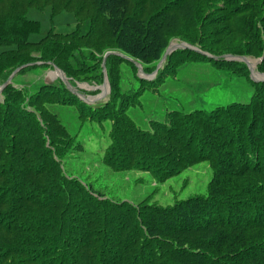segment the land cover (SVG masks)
<instances>
[{
    "label": "trees",
    "instance_id": "16d2710c",
    "mask_svg": "<svg viewBox=\"0 0 264 264\" xmlns=\"http://www.w3.org/2000/svg\"><path fill=\"white\" fill-rule=\"evenodd\" d=\"M46 7L51 20L68 12L75 25L32 41L40 23L27 11ZM231 33L251 39V47L228 44ZM173 40L200 52L174 50L151 81L137 76L132 61L108 55L109 98L95 109L62 82L13 86L18 75L49 63L77 81L76 53L101 62L117 52L150 74ZM228 47L236 55L263 54L264 0H0V84L29 64L1 91L0 264H264V82L252 83L248 103L169 110L147 128L127 115L148 86L169 75L164 70L176 55L177 65H227L220 53ZM36 50L41 56H30ZM234 68L247 73L241 64ZM65 105L83 120L111 121V142L100 157L107 169L141 170L160 183L206 161V194L163 207L95 192L61 164L72 138L52 107Z\"/></svg>",
    "mask_w": 264,
    "mask_h": 264
},
{
    "label": "rangeland",
    "instance_id": "374dc122",
    "mask_svg": "<svg viewBox=\"0 0 264 264\" xmlns=\"http://www.w3.org/2000/svg\"><path fill=\"white\" fill-rule=\"evenodd\" d=\"M221 3L218 2V4ZM26 17L40 23V32L30 37L32 41L38 40L49 29L67 32L74 27L75 23L74 17L68 12H63L51 20L48 7L42 11L30 8ZM88 25L87 21L82 22L80 32L84 33L88 29ZM226 39L228 44L236 46L249 45L251 47L252 44L251 39H240L236 33H231ZM227 42L225 43L227 44ZM182 43L187 44L186 42L173 40L171 44L169 43V48L180 46ZM223 49L225 50L226 47ZM228 49L229 47L225 53H220V58L232 65H213L210 61L198 59L177 65L182 56L176 55L177 57L172 60L170 67H166L164 70L169 75L164 77L160 84L148 86L140 97V105L129 107L127 115L140 128H147L150 120H161L169 110H209L232 102L248 103L254 91L252 83L263 82L257 80L252 68H254L255 73L264 74V69L259 67L261 62L259 59L262 58L264 52L261 55L238 54L245 56L248 65V61L253 63L254 66L251 69L255 81L250 76L249 69L243 61L226 59V55L238 56L228 51ZM41 52L42 50L30 52V56L40 57ZM204 53L205 55L208 54ZM76 55L80 63V71L75 70V72H78L76 73L78 76L77 81H70V78L60 70L69 83L73 84L70 92L78 99L77 102H84L91 109H95L108 101L110 92L109 83L107 87L102 85V61H99V57L87 59L83 56L80 57L77 53ZM206 57L211 58L210 55ZM36 63L39 64L40 62L36 61ZM71 63L76 67L73 60ZM235 64L243 65L247 73L244 72L245 74L240 75L239 73H243L244 70L240 71L234 68ZM113 73V71H110V74ZM61 76L63 75L61 74ZM137 76L139 75L137 74ZM155 76H157V73L152 76H144L142 79L151 81L154 80ZM44 77L49 78L51 82L63 83L52 67L43 69H36L35 67L18 75L13 81V86L19 87L24 84L29 87L31 84H41ZM65 107L67 108L52 107V112L69 130H66V133L72 138V146L70 145L66 154L61 158V164L69 175L77 176L81 181L89 183L95 192H100L113 200H125L134 205L143 201L163 207L172 205L178 200L206 194L208 182L212 177V170L206 161L193 164L160 183L150 173L141 170L115 172L107 169L100 161V157H102L111 142V121H103L97 124L88 119L83 120L75 110V106L65 105Z\"/></svg>",
    "mask_w": 264,
    "mask_h": 264
},
{
    "label": "water",
    "instance_id": "95a60500",
    "mask_svg": "<svg viewBox=\"0 0 264 264\" xmlns=\"http://www.w3.org/2000/svg\"><path fill=\"white\" fill-rule=\"evenodd\" d=\"M170 44H171V43H170ZM170 44H169L168 47L166 48V50H165V52H164L162 58H161V59L158 61V63L156 64V67H155L154 71H153L152 73H150V74H146V75H144L145 73L142 71L141 66H140V64H139L137 61H133L131 58H129V57L123 55V54L117 53V52H111V51L106 52V53L103 55V59H102V71H103V84H102V85H104V86H106V87L108 86V80H107V76H106V73H105V67H104V64H105L106 57H107L108 55H110V54H116V55H119V56H121V57H123V58H125V59H127V60L132 61V62L135 64L136 68H137V74L139 75L140 78H143L144 76H152L153 74H156L157 71H158V69L161 68V66L163 65V62L165 61V58L167 57V55L171 54V53H172L174 50H176V49H179V48H180V49H192V50H195V51L200 52L199 49H197V48H195V47H192V46H190V45H188V44H185V43H182L180 46H176L175 48L169 49ZM225 57H226V59H228V60H241V61H243V62L247 65V67H248V69H249V72H250V76L252 77V69H251V67L247 64L245 56H231V55H226ZM261 60H262V58L259 59V61H261ZM49 64L52 66L53 71L57 74V76L59 77V79H60L61 81H63V83L65 84V86H66L69 90H71V89L73 88V86L69 83V81H68L67 78L64 76V74L62 73V71H61L59 68H57L54 64H52V63H49ZM27 65H29V64H25V65H21L20 67H16V68H15V69L9 74V76L7 77V79H6L2 84H0V94H1L2 89H3L6 85H8V84H10V83L12 82V78L14 77V75H15V74H16L21 68H23V67H25V66H27ZM61 74H62L64 77L61 76ZM142 75H144V76H142ZM252 79H254V78L252 77ZM254 80L256 81V79H254ZM258 81H263V82H264V79H261V80H258ZM44 83H51V81L49 80V78L44 77Z\"/></svg>",
    "mask_w": 264,
    "mask_h": 264
},
{
    "label": "bare ground",
    "instance_id": "6f19581e",
    "mask_svg": "<svg viewBox=\"0 0 264 264\" xmlns=\"http://www.w3.org/2000/svg\"><path fill=\"white\" fill-rule=\"evenodd\" d=\"M173 48H175V47H173ZM169 49H172V48H169ZM163 56V55H162ZM162 58V57H161ZM134 61V60H133ZM249 62V65H250V67H253L254 65H253V63L251 62V61H248ZM134 64V63H133ZM135 65V64H134ZM141 66V65H140ZM136 67V66H135ZM137 69V68H136ZM142 69V68H141ZM253 69V74L255 75V77L257 78V80H260V79H264V74H257V73H255V70H254V68H252ZM143 71V70H142ZM144 75H146V74H144ZM144 75H142V76H144Z\"/></svg>",
    "mask_w": 264,
    "mask_h": 264
},
{
    "label": "crops",
    "instance_id": "0c3cea01",
    "mask_svg": "<svg viewBox=\"0 0 264 264\" xmlns=\"http://www.w3.org/2000/svg\"><path fill=\"white\" fill-rule=\"evenodd\" d=\"M74 25H75V23H74Z\"/></svg>",
    "mask_w": 264,
    "mask_h": 264
}]
</instances>
